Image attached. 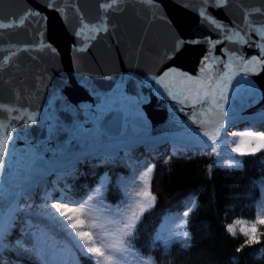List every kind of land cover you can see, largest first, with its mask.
Here are the masks:
<instances>
[{"label": "snow or ice", "instance_id": "obj_1", "mask_svg": "<svg viewBox=\"0 0 264 264\" xmlns=\"http://www.w3.org/2000/svg\"><path fill=\"white\" fill-rule=\"evenodd\" d=\"M147 2L154 10L153 19L161 22L175 37L171 47L165 46L158 54L159 66L154 72L139 70L138 64L137 70L129 64L126 70L118 68L106 72L95 67L82 71V54L86 49L79 47V38L85 35V29L91 33H107L108 25L90 27L81 21L79 28H70L62 19L67 6H60V0H26L20 14L13 15L8 23L0 21V28L25 25L29 17L35 21V33L48 41L46 44L41 41L40 46L49 49L53 55L51 67L42 69L35 77L38 83L33 85L34 95L37 101L41 100L43 89L51 86L56 89L54 95L59 102V108L49 107L47 112L39 103L31 111V105H21L13 110L23 112V116L12 117V120L19 119L26 128L40 124L39 118L43 116V138L30 140L26 135L22 137L25 140L23 147L15 144L16 125L0 124V172L9 167L16 168L15 174H10L11 200L7 211L0 214V264H80L82 260L93 258L95 264H121L125 254L129 253V242H139L147 211L158 202L149 183L154 165L145 161L138 166L137 171L144 169L143 186L126 205L127 195L120 187L108 182V172L104 170L111 171L112 166L126 163L125 157L136 143L164 139L163 135L155 137L152 134L153 117L158 115L152 110L157 96L166 95L172 102V111L183 113L186 118L180 123L187 138L178 151L210 150L220 159V146L226 144L232 135L241 137L232 152L253 156L264 153V131H230V124L234 126L240 119V110L235 106L233 96L234 91L238 92V81L246 85L248 104L264 101V25L257 26L248 18L252 13L264 16V0L259 6H242L241 20L232 21L231 28L216 18L217 10L231 12L230 0H201L196 15L198 24L194 22L206 32L191 36L185 34L181 21L169 10L170 0ZM113 6L118 7L116 0H113ZM173 7L178 12H189L185 5L173 4ZM52 16H56L64 32L70 33L67 45L69 65L63 71L62 59H57L62 58L63 48L51 27ZM208 25L217 30L216 38ZM115 27L112 26L113 33ZM221 36L224 41H231L234 47L217 48L222 44ZM88 38L94 40L96 37L89 35ZM91 47L89 45V50ZM190 50L195 51V56L189 63ZM250 50H255L254 54ZM53 69L56 70L55 77L49 74ZM173 70L190 76L191 86L172 89L165 77ZM201 80L210 82L206 92L195 87ZM113 113L124 114L126 122L129 115L133 116V127L142 133V136L129 138L123 132L118 138L110 139L108 147L123 152L124 156L107 153L100 140L102 121ZM62 136L67 138L62 139ZM73 141L77 142L75 148ZM81 144L85 148H81ZM89 145L91 148L87 147ZM81 164L87 166L83 172ZM220 164L229 170L241 168L240 160L235 157L220 159ZM212 169L213 165H209L210 173ZM58 173L66 180L71 178V187L65 183L50 192L49 185H55L59 180L49 178ZM84 177H90L87 183H79L78 178ZM73 191H78L79 195H73ZM109 192L120 194L117 206L105 205L104 217L93 216L92 204L98 198L107 199L106 193ZM38 200L42 202L38 203ZM189 204L191 206H182L180 229L171 234L173 246L190 237L185 229L196 204L194 201ZM257 224L264 225V216L258 217L250 228L242 229L246 239L237 251L258 243ZM228 230L231 232L232 227L229 226ZM49 231H57L64 237L74 253L73 260L54 258L44 239V234ZM97 234L102 240L96 238ZM149 264L153 262L149 261Z\"/></svg>", "mask_w": 264, "mask_h": 264}, {"label": "water", "instance_id": "obj_2", "mask_svg": "<svg viewBox=\"0 0 264 264\" xmlns=\"http://www.w3.org/2000/svg\"><path fill=\"white\" fill-rule=\"evenodd\" d=\"M261 0H230L231 12L217 10L216 18L222 24L232 27V21L239 22L242 17V6H259ZM118 7L113 6V0H60V6H67L62 19L70 28H79L81 21L90 27H101L107 23L108 32L91 33L85 29V35L79 39V47L86 49L82 54V71L89 68L100 67L106 72L116 71L118 68L128 69L129 64L139 70L156 71L159 64V53L165 46L171 47L174 40V34L170 33L164 25L153 19V9L149 6L147 0H116ZM173 4L185 5L189 12H178ZM101 5H105L101 7ZM201 0H170L169 10L173 16L181 21L182 28L186 35H197L206 32L205 29L198 28L194 21H197ZM26 6V0H0V21L8 23L13 15H18ZM159 15V13H157ZM257 26L264 25V16L252 13L249 17ZM115 25V32L112 26ZM243 27V24L240 25ZM51 27L54 35L63 48L62 59L63 68L69 65L68 39L70 33L64 32L56 16L51 17ZM214 38H216V29L208 25ZM36 23L30 17L26 18L25 25L17 24L10 28H0V124L7 126L10 123L16 125L14 135L17 137L15 144L17 147H23L25 140L22 137L26 135L30 140L42 139L45 133V124L43 116L39 119L41 123L35 126H26L19 120H12V117L23 116V112L13 111L20 108L21 105L29 107V111L34 110L39 103L43 105L45 112L49 107L59 108V102L55 99L54 87H46L41 93V100L37 101L34 95L33 85L37 84L35 77L38 76L42 69L51 67L52 60L49 49L40 46L41 41L48 43L35 33ZM238 30V29H237ZM89 35L96 37L90 40ZM222 44L217 48L234 47L231 41H224L219 37ZM29 45L30 47H26ZM89 45L92 47L89 50ZM255 52V50H250ZM219 54V53H216ZM195 51L190 50L187 59L190 63L194 58ZM226 59V57H224ZM51 76H56V70L53 69ZM264 76V74H262ZM117 82L119 77L116 78ZM239 79V77H237ZM165 81L174 90L185 89L191 86V77L181 75L177 70H173L166 77ZM53 84V81H46ZM209 81L201 80L195 87L206 92ZM115 87V84L112 85ZM234 91V103L240 110V119L235 125L230 124V131L244 125L258 126L264 123V101L257 100L255 103H247L246 85L243 81H238ZM172 102L166 95L157 96L152 110L158 115L153 117V136H164L151 143H136L130 152L140 151L141 149H151L157 151L165 146L182 147L187 132L180 123L186 118L183 113L172 111ZM59 114V113H58ZM66 118V117H65ZM134 117L129 115L127 122L122 113L108 114L102 121L100 140L103 143L104 150L110 154H117L120 151L108 147L111 138H118L121 133L126 132L129 138L142 136V133L136 131L133 127ZM231 123V119H229ZM91 125H89L90 127ZM11 130V129H10ZM62 139L67 137L62 136ZM73 141V147L76 146ZM91 148V145L87 146ZM81 148L85 145L81 144ZM82 165V164H81ZM80 165V166H81ZM16 168L9 167L0 172V214L7 211V206L11 200V180L10 174H15ZM62 175L58 173L53 176Z\"/></svg>", "mask_w": 264, "mask_h": 264}, {"label": "trees", "instance_id": "obj_3", "mask_svg": "<svg viewBox=\"0 0 264 264\" xmlns=\"http://www.w3.org/2000/svg\"><path fill=\"white\" fill-rule=\"evenodd\" d=\"M239 160L241 168L229 170L207 150L188 155L167 153L139 161L127 159L125 165L112 166L111 171L105 169L108 182L127 195L126 205L135 198L134 187L143 186L144 169L137 171L138 166L145 161L154 165L149 183L158 202L147 211L139 242H129V253L121 264H149V261L153 264H264V225L257 224L258 243L237 251L246 239L242 229L250 228L258 217L264 216V153L243 155ZM209 165H213L211 173ZM89 178L78 180L82 184ZM72 182L68 183L69 187ZM55 186L58 189L61 184ZM72 193L79 195L78 191ZM106 197L92 204L93 216L104 217L105 205L115 208L120 194L109 192ZM189 201L196 204L186 229L190 237L176 246L171 241L164 242L160 236L161 225L182 210L183 205H189ZM96 238L102 240V237ZM44 239L54 258L73 260L71 246L57 231L45 233ZM80 264H95V260L85 259Z\"/></svg>", "mask_w": 264, "mask_h": 264}, {"label": "rangeland", "instance_id": "obj_4", "mask_svg": "<svg viewBox=\"0 0 264 264\" xmlns=\"http://www.w3.org/2000/svg\"><path fill=\"white\" fill-rule=\"evenodd\" d=\"M249 130H252V129H250L248 126H242L239 129H235L233 131V133L245 132V131H249ZM252 131H254V130H252ZM258 131H264V128H262ZM240 139H241V137H239V136L230 135L228 138V142L226 144H222L220 146V149H219L220 159L228 158V157L239 158L240 156H242L241 153L232 152V148L235 147V145L239 142ZM245 154H247V153H245ZM220 159H218L219 162H220ZM123 165H125V163ZM69 182H70V180H69ZM69 182L68 181H61L59 183V185L61 184V186H62V184L63 185L65 183L68 184ZM83 183H85V182L83 181L82 184ZM51 186H53V185H51ZM141 187L142 186L134 187L135 193ZM72 194L74 195V193H72ZM50 202L51 201H49V203ZM188 206H191V205L189 204ZM182 210L178 211L172 218H170V220H168L167 222H165L163 224V227H162L161 232H160V236L164 242H170L171 241V234L180 229L181 225H180L179 216L182 214ZM97 237L101 238L102 236L100 234H97Z\"/></svg>", "mask_w": 264, "mask_h": 264}]
</instances>
